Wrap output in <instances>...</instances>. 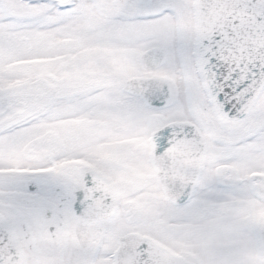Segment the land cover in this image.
<instances>
[{"label": "snow or ice", "instance_id": "obj_1", "mask_svg": "<svg viewBox=\"0 0 264 264\" xmlns=\"http://www.w3.org/2000/svg\"><path fill=\"white\" fill-rule=\"evenodd\" d=\"M0 264H264V0H0Z\"/></svg>", "mask_w": 264, "mask_h": 264}]
</instances>
